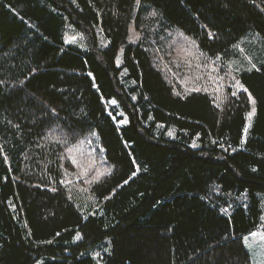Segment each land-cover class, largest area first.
Here are the masks:
<instances>
[{
    "label": "trees",
    "instance_id": "1",
    "mask_svg": "<svg viewBox=\"0 0 264 264\" xmlns=\"http://www.w3.org/2000/svg\"><path fill=\"white\" fill-rule=\"evenodd\" d=\"M153 24L224 61L259 36L254 66L237 71L245 89L219 104L177 89L156 65ZM69 25L87 49L65 42ZM91 131L112 171L84 214L62 155ZM263 198L264 0H0V264H252L244 235L261 226ZM107 238L110 253L88 254Z\"/></svg>",
    "mask_w": 264,
    "mask_h": 264
},
{
    "label": "rangeland",
    "instance_id": "2",
    "mask_svg": "<svg viewBox=\"0 0 264 264\" xmlns=\"http://www.w3.org/2000/svg\"><path fill=\"white\" fill-rule=\"evenodd\" d=\"M154 12L156 11H151L153 14ZM145 24L147 23L145 22ZM158 28L157 24H153L151 27L152 40L154 41L152 46L156 48L153 50L154 59L157 67L175 84L177 89L181 87L184 92L198 89L208 91L215 96L218 104L223 101L228 88L232 90L233 94H238L245 89L240 82L237 71L254 66V56H257V54L251 48L253 45L259 44V36L253 34L246 38L237 47L238 57L231 58L230 61H224L221 56H209L199 47L195 38L187 35L181 29L174 27L164 36L159 37ZM97 34L99 45L107 47L109 39L106 35L99 29ZM143 37V32L138 30L135 23L132 22L130 24L128 42L136 43ZM64 39L66 43H72L83 49L88 48L85 36L72 25H69L66 29ZM123 54L124 45L122 44L117 56L118 65L123 64ZM111 104L117 105L114 100L111 101ZM117 113V119L119 115L124 117L122 120H117L119 124L128 121L127 116L121 109H118ZM255 114L256 100L252 96L251 108L248 111L247 124L244 129V140L249 135ZM161 127L158 126V130ZM169 133L171 135L174 134L173 130ZM193 145L197 146V141H194ZM62 169V182L69 189L72 196L79 201L82 207L80 210L84 214L86 210L87 212L95 213L99 204L92 191V184L112 171L96 131H91L78 141L66 146L62 155ZM262 206L261 226L244 235V242L250 251L252 264H264V198ZM81 238L82 233L78 231L75 241H79ZM111 250V239L107 238L105 241L91 247L88 254L99 260L104 251L110 253Z\"/></svg>",
    "mask_w": 264,
    "mask_h": 264
},
{
    "label": "snow or ice",
    "instance_id": "3",
    "mask_svg": "<svg viewBox=\"0 0 264 264\" xmlns=\"http://www.w3.org/2000/svg\"><path fill=\"white\" fill-rule=\"evenodd\" d=\"M249 115H251V114H249Z\"/></svg>",
    "mask_w": 264,
    "mask_h": 264
}]
</instances>
